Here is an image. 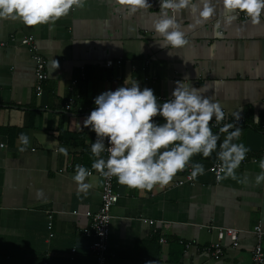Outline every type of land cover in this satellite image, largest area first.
<instances>
[{
	"label": "crops",
	"instance_id": "0c3cea01",
	"mask_svg": "<svg viewBox=\"0 0 264 264\" xmlns=\"http://www.w3.org/2000/svg\"><path fill=\"white\" fill-rule=\"evenodd\" d=\"M204 2L193 0L201 10ZM148 3L149 9L129 15L115 0H86L54 24L34 27L0 19V144L6 145L0 148V264H94L89 252L94 238L83 234L84 213L97 211L102 178L91 167L96 134L83 122L95 97L126 86L128 79L129 86L136 80L141 90L150 88L166 99L177 81L199 88L221 104L227 124L239 115L243 122L235 126L241 136L233 142L250 151L235 170L237 179L222 178L223 173L216 182L211 163L191 159L190 167L201 163L205 169L191 183L149 191L116 182L107 264L252 263L253 228H264V181L256 183L264 145V11L260 24H252L239 10L226 13L221 0H210L215 12L207 19L199 10L193 15L183 9L176 20L188 43L172 49L160 47L163 38L153 29L160 0ZM27 36L46 61L48 79L39 97L32 55L20 43ZM144 60L149 66L142 72ZM145 74L154 81L145 82ZM69 98L73 103L66 110ZM154 120L164 123L159 116ZM21 133L30 141L24 152L18 150ZM225 135L220 133L219 143ZM59 147L68 155L58 153ZM78 164L91 172L87 192H78L73 179ZM37 192L43 195L38 198ZM220 229L237 230L238 245L227 236L219 240ZM180 242L189 243L187 249ZM214 243L221 246L218 259L203 249ZM261 248L264 253V240Z\"/></svg>",
	"mask_w": 264,
	"mask_h": 264
},
{
	"label": "clouds",
	"instance_id": "9594fccd",
	"mask_svg": "<svg viewBox=\"0 0 264 264\" xmlns=\"http://www.w3.org/2000/svg\"><path fill=\"white\" fill-rule=\"evenodd\" d=\"M115 2L125 8L129 15L151 7L148 0ZM221 2L226 13L239 10L250 18L252 24H260L264 0ZM85 3L86 0H0V19L19 20L29 27L54 24L66 16L73 6L83 8ZM183 9H189L193 15L199 10V15L204 19L215 12L210 0H205L202 10L193 0H160L159 15L153 22L155 33L163 38L160 47L179 49L188 43L176 20V14ZM235 18L233 15L228 16L229 20ZM169 55H173L171 51ZM128 80L125 81L126 86L95 97L96 107L83 122L85 128H90L96 134V140L91 144V153L96 157L92 169L105 178L115 177L121 185L150 191L156 185L163 187L171 183L178 172L189 166L194 155L202 154L207 158L216 151L220 171L225 174L222 178L237 179L235 170L246 158L250 148L243 143L233 142L241 136L239 127L225 124L219 129V133L226 135L217 151L220 135L213 133L210 122L213 117L217 123L225 119V112L219 102L201 95L199 88L177 81L171 99L161 104L152 89L145 87L141 90L136 80L129 86ZM157 116L164 123H156L154 118ZM254 119L258 122L259 118ZM18 139L23 145L18 150L26 151L29 137L21 133ZM4 147L6 145L0 144V148ZM57 152L68 155L66 147H59ZM105 152L108 153L106 159L102 156ZM191 167L193 177L204 174L203 164L193 163ZM259 167L261 173L256 177L257 184L264 181V158L260 160ZM90 175L88 169L76 165L73 179L78 192H87L91 188L90 183H85ZM242 182H247V177ZM42 195V192H37L38 198Z\"/></svg>",
	"mask_w": 264,
	"mask_h": 264
},
{
	"label": "built area",
	"instance_id": "2783aa9c",
	"mask_svg": "<svg viewBox=\"0 0 264 264\" xmlns=\"http://www.w3.org/2000/svg\"><path fill=\"white\" fill-rule=\"evenodd\" d=\"M238 14L240 18L243 20H247L249 17H246V15L242 12L238 11ZM21 45L25 46L30 54L32 55V60L34 62V69H33V75H34V93L36 97H39L42 92V88L45 84V82L48 79V75L46 73V61L44 60L43 56L37 52V47L35 44V41L32 36L24 37L21 40ZM115 63L120 65L121 61L118 60ZM113 63L111 61H108L105 63L106 67H110ZM149 66V61L144 60L141 64V71H146V68ZM135 66H131V70H135ZM143 80L145 82H153L154 78L153 76H149L148 74H145L143 77ZM75 81H73L74 83ZM158 100L167 101L169 99L157 97ZM73 103V99L69 98L68 101L65 103L64 108L66 110H69L71 105ZM95 108L96 106L93 105ZM243 120L241 118L237 119V117L232 118V124L233 125H241ZM228 123V117L225 113V119L220 122H216L215 119H213L210 122V127L212 129L219 130L223 125ZM263 136H264V130H263ZM107 146V141H106ZM108 153H102V156L106 159ZM261 158H264V145L262 149ZM255 161V160H254ZM209 170L214 174L216 182H219L221 179V176L223 172L220 171V162L213 163ZM181 174V176H179ZM178 176H175L171 183H169L168 187H177L181 186L184 183H191L192 182V175H191V167L190 164L187 166L182 172H179ZM102 178V186L100 190V203L99 207L96 212L91 213L90 211H86L84 213L85 217L88 218V225L86 228L83 229V234L85 236L93 237L94 240L89 246V252L94 258V264H107L108 261V247H107V238H108V231H109V223H110V211L112 207L117 203L119 194L116 191V178H105L102 175H100ZM50 218V216L48 217ZM149 225L153 224V221L148 220L146 221ZM49 228H51V223L49 222ZM253 234L255 237V246L252 251V263L251 264H262L264 261V253L261 248V241L264 240V228L260 225H256L253 228ZM223 236H227L230 240L232 245L235 247L238 245L239 240V232L234 229H220L218 233V239L221 240ZM160 242H164L163 238L159 239ZM182 244V242H180ZM194 243V241H193ZM189 246V243L185 244V248ZM207 253H209L213 258L218 259L221 256V246L220 243H214L211 244L208 247L203 248Z\"/></svg>",
	"mask_w": 264,
	"mask_h": 264
},
{
	"label": "trees",
	"instance_id": "16d2710c",
	"mask_svg": "<svg viewBox=\"0 0 264 264\" xmlns=\"http://www.w3.org/2000/svg\"><path fill=\"white\" fill-rule=\"evenodd\" d=\"M212 131H213L214 134H219V135H220L219 130L212 129ZM218 148H219V141H218ZM218 148H217V151H218ZM191 159H192L193 161H196V162L208 163V164L211 163V164H213V163L217 162V152L214 151V152L212 153V155L209 156V157H207V158L203 157L202 154H197V155H194ZM116 182H117V180H116ZM150 260H151V262H153V263L156 262V258H155V259L151 258ZM43 262H44V261H43ZM43 262H41V264H53V262L50 261V260H47V261L44 262V263H43Z\"/></svg>",
	"mask_w": 264,
	"mask_h": 264
},
{
	"label": "bare ground",
	"instance_id": "6f19581e",
	"mask_svg": "<svg viewBox=\"0 0 264 264\" xmlns=\"http://www.w3.org/2000/svg\"><path fill=\"white\" fill-rule=\"evenodd\" d=\"M99 203H100V201H99ZM110 214H111V211H110ZM111 216V215H110ZM108 237H109V231H108ZM180 245H181V243H180ZM181 246H183V248H185V245H181ZM107 247H108V238H107ZM108 249V248H107ZM185 249H187V248H185ZM108 262V261H107Z\"/></svg>",
	"mask_w": 264,
	"mask_h": 264
}]
</instances>
